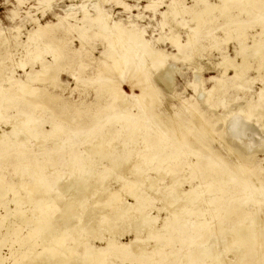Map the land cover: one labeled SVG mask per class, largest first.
Listing matches in <instances>:
<instances>
[{
    "label": "rangeland",
    "instance_id": "obj_1",
    "mask_svg": "<svg viewBox=\"0 0 264 264\" xmlns=\"http://www.w3.org/2000/svg\"><path fill=\"white\" fill-rule=\"evenodd\" d=\"M172 1L171 0H118V1L117 0H0V106H2V107H0L1 108L0 109V138H2L4 141L6 140L4 143V141H1L2 139H0V141H1L0 142V174L2 175L1 178L3 180L5 179V181H8L12 184H14L13 182H16L15 186L17 183H18L17 185H19V183H20L19 180H21L24 183H27V181L29 180V181H31V183L28 181L27 184L33 185V183L36 179L35 183H37L39 181L37 184H40V185L43 184L42 186H39V189H38L39 191L48 190L49 188L52 191V189H54V187H56V186L57 187L59 185H60L59 187L63 186V189L60 188L59 192H62V191L64 192V194H63V196H65V198H63V199H65L64 202H63V200H62V202L60 200L59 201L57 200L56 204H58L59 207L56 206V204H55V206L58 209L56 207H53V209H52L53 212L51 213V211H52L51 210L49 213L53 214L52 217L54 215H56V216L63 215V218H64V216H65L64 214L67 211L68 213H70V216L72 218H69V220L71 219L70 221L64 220L63 218H61V220L59 218L58 219L57 218L56 219L51 218L52 222L49 221V225L53 226L57 230L59 228L61 229L62 226L63 227L67 226L68 222H69L71 228L76 227L78 229V226H80L78 231L80 232V230H82L81 231L82 233L85 232V234H83V236H82V239L84 240L83 242H86V244L87 243H92V244L94 243L96 245L103 246L99 242V238H96L100 234L101 235H106V234L108 235V231L105 228L106 225H104L101 228L99 227V229H98V226L96 225V223L99 221V218L101 216L107 217L108 215H112V216L116 215V217H119L120 220L121 219H123L124 221L126 220L130 224V226L135 221L137 222V220H138V222H139V220H140L139 218H137V216L135 217L136 212L134 210H133V212L132 211L129 212L126 209H124V207H122V209H120L121 206H123L121 199H126L129 203L130 202L134 203V200H136L135 197H137L136 195H141L143 193L142 189H140L141 191L138 189L136 191L135 197H133V196L131 197L129 194L125 193L127 187H125V189L124 188L122 189L118 185L121 183V181H120L121 177L128 178V177H134L133 175H135V174H136V176L138 174H142L141 172H138V171L135 174H131L128 172V171H130L128 168H129L131 162L136 161V159L138 158V154H140V151L138 152L137 150H139V148L142 147V139H141L142 135L136 134L132 130H131V132H128V131H130L129 128L132 129V127L127 128L125 126V125H127L128 122L125 120L123 121V117L121 116L122 113L131 111L130 113L135 116L134 117L132 115V118L134 119V118H137L139 116V114H141L143 112L142 106L147 105V110L144 109V114H143V119H144L143 123L145 125H147L149 127L154 126V128L157 127L159 123L164 125V126L168 125V126H171V127H169L170 129L175 128V130L178 132L179 136L182 135V133H187L188 138L189 137L192 138L193 136L196 135V133L204 132L202 134H203V136L205 135V138L207 139V141L209 140L208 142L210 143V146H211L210 149H211L212 155L218 154V155L222 156L223 159H225V161L228 164L234 165L237 162L236 157L234 156L233 153L230 152L231 153L230 154L228 152V150L226 149L225 142L226 143L229 142L230 145L235 146V145H238V141L236 140L237 138L232 136L231 133L227 134L226 136L222 135V133L220 132V129L223 125L225 126V124L218 122V123H215V126H214V129L217 130V133L214 136H212L213 137V139H212L211 135L208 133V130L204 128V122L202 121L203 120L202 116L198 112L192 111V109H188L189 107H186L188 105L185 104V100H191L192 103L195 102L196 103V109L200 110L204 114V116L205 115H211L215 111L216 112H220V111L222 112L225 108H228L229 106H231L232 103H234V100L237 101V99H238L237 102H239V103H237V102L236 103L244 106L245 108H248L250 105H252L250 107L256 108V106H257V107H260L264 111V108H263V106H264V88H263V86H264V57H262V56L254 57V55L252 54L253 49H251L252 51L248 50L247 52H250L249 54L250 55L252 54L253 56L251 55V57H249L251 66L249 69H247V71H246L247 73L244 76V78H246L247 81H244V82L238 81L239 83L234 82L236 80L235 78L232 77L234 75V72H233L234 69H232V67L226 68L227 64L222 60V59H224L225 56H228V57L234 58L235 61H237V62L241 61V57L238 54L239 43H238L237 39L235 38L236 35H239V34L237 31H233L234 30V24L232 22H227V24L224 26V28L220 27L219 25H220V23H223V20L221 17V13L220 14L218 13V11H220V9H218V8H217L218 10H214L212 13L213 16L217 17V19L214 18L215 20H213L212 22L207 21V20H206V22L203 21L204 25H203V23H201L200 27L196 26L197 23L194 22V20H195L193 18V13H194L193 9L194 8L200 9L202 7L204 9L206 4H208V3H211V4L214 3V5H217V4L222 5L223 3H221V2H223V1L221 0V2H220V0H201L202 3H200L199 2L200 0H196V1L195 0H176V2H174L175 6L172 3ZM262 1H264V0H262ZM262 1L260 2V5H261ZM247 2L249 3L250 1L235 0V2H234L238 5H241V8H245V9L249 10L250 13L252 14V16L253 15L256 16L252 19V23H253L252 27L245 29V31L248 33L247 39L245 40V44H247V46H249L256 40L257 45L259 43V45L264 46V33L261 32L262 29L264 28L263 24L262 25L256 24L254 22V21L260 20L261 18H264V10H262L263 9L262 6H264V5L260 6V8L262 10L261 11L259 7H255L252 4L250 6L249 5L250 3L248 4ZM151 3H152V5H151ZM194 4H196L195 6H197V7H195ZM263 4H264V2H263ZM149 6L150 7L152 6V7L150 8ZM186 6H187V8H186ZM190 6L192 7V9ZM98 7H100V8H98ZM127 7L128 8L131 7L130 10ZM175 8H177V9H175ZM95 9L97 10V12ZM239 9L240 8L236 9V7H235L233 9H230V12L232 15H235L236 18H234V19L236 20V22H237V20H242V21H244V23H247L248 12H246L244 9H243V11H240ZM98 10H100V11H98ZM177 10H179V12ZM171 11H173V12H171ZM67 12L71 16V18ZM82 13L84 15H82ZM87 13L89 14V16ZM95 13H97V14H95ZM99 13H101V14H99ZM163 13H165L166 15H164ZM65 14L68 16H66ZM91 14H92V16H91ZM173 14H175L177 16H175ZM93 15H94V17H93ZM59 16H61L63 18V20H64V21L62 20L63 22L61 20H59L60 22L57 21L59 19L58 18ZM95 16L97 18H98V16H100L99 17L100 19H97ZM104 16H106V17H104ZM73 17L75 18V20ZM89 17H91V18H89ZM173 17H174V20H173ZM208 17L209 16H206V18H208ZM35 19H36V21H35ZM76 19H78L79 21ZM101 19H102V21H101ZM81 20L83 22H81ZM84 20H85V22H84ZM99 20H100V22H99ZM104 20H105V23L108 24L110 31H111V27H112L111 32L109 31V29L108 30L101 29V25L104 23ZM162 20H164V21L162 22ZM95 21H97V22H95ZM174 21L176 22V24H174L175 23ZM65 22L69 23V24L66 25ZM98 22H99V24H98ZM170 22H172V23H170ZM50 23H52V24L53 23H58V24L61 23V25L59 24L57 26V24H55V25L51 24L52 25L51 26V25H49ZM71 23H73V24L71 25ZM39 24L48 25L45 27L46 28L49 27V28L45 29L46 32H44L42 34L38 33V31H39L38 25ZM113 24H115V25L118 24V25H121L123 27L125 26L123 28L126 30L125 31L126 33H123L125 35V37L129 33L133 34L134 31H135V33L136 32L141 33L142 34L141 36L144 39V41L146 39V41H145L146 46L149 47L150 53L152 51L158 50V52H160L164 55L162 58L163 62L161 60L158 63L159 65L158 64H152L148 58L149 53H147L146 51L143 52L144 50L143 49L141 50V47L140 48H134L133 50L136 49V51L132 50V52L130 54H132L134 52L132 54L133 55L132 59L135 60L134 58H136V60H135L137 63L136 66L131 65L127 71H126V69H121V70L118 69L119 71H116V73L114 72L115 70L113 71L110 69L111 66H108V67H106V70L104 69L100 73H98V67L99 66H103L104 63L111 64L113 62L112 59L113 58L115 59V56H116V59H119L121 57L120 52H122L121 48L123 46H128L127 44L132 45L130 42L127 43L126 40L123 38H121L123 41L121 39L114 38L113 32L115 29L113 27L114 26ZM111 25H113V26H111ZM202 25H203V27H202ZM213 25H214L215 29L213 28V29L208 30ZM67 26L70 28H68ZM196 27L199 28V30H198L199 32L196 30L197 29ZM128 29H130V30H128ZM189 30H192V31L190 32ZM105 31H107V32H105ZM194 31H195V33H194ZM196 31H197V33H196ZM31 32L34 35L37 34L38 36L35 35L34 37H32L33 34H30ZM193 33H194V35H192V37L190 36L191 37L190 38L189 35H191ZM226 33L229 34V37ZM30 35L33 39H31ZM162 35H164V36H162ZM15 37H17V39ZM27 37L29 38V40ZM35 37L38 40H36ZM174 37H175V39H174ZM188 37L190 38V40L188 39ZM14 38H15V41H14ZM113 38H114V40H111ZM171 38H173V39L171 40ZM177 38H178V40L176 41ZM194 38H196V39H194ZM173 40H174V42H172ZM192 40L193 41L195 40V43L197 41V43L194 44V42ZM118 41H120V42H118ZM186 41H187V44L182 45L183 43H186ZM17 42L19 44H17ZM114 42H116L117 44H115ZM176 42H178V43L176 44ZM23 43H25V44L23 45ZM110 43L112 45L115 44L114 46L116 48L113 47L112 45L110 46ZM122 43H123V45H122ZM217 43H218V45H217ZM175 44H176V46H174ZM193 44H194V46H193ZM17 45H19V46L17 47ZM119 45H120V47H119ZM186 45H188L190 47H188V46L185 47ZM191 46H193L194 48ZM216 46H218V47H216ZM252 46H253V44H252ZM110 47H112V48H110ZM119 48H120V50H119ZM30 49H31V51H30ZM138 49H140V52ZM183 49L185 50L186 54L188 56H190V59H188V60L184 59L185 52ZM178 50H180V51H178ZM32 51H33V53H32ZM115 51H116V53H115ZM177 51L180 52V54ZM190 52H191V54H190ZM27 53L29 55H27ZM139 53H140V55H139ZM173 53H175V54H173ZM200 53H201V55H199ZM172 55H176V57L174 56L175 60H174ZM178 55H180V56H178ZM36 56H38V58ZM54 56H55V58H54ZM34 57H36V58L34 59ZM137 57L139 60L137 59ZM143 57H144V59H143ZM103 59H104V61H103ZM182 60H185V61H182ZM18 61H20V63ZM22 61H23V63H22ZM102 62H104V63H102ZM16 63H19V64H16ZM219 64H221V65L219 66ZM258 64H260L262 67ZM43 65L45 66V68L48 71V75L46 74L48 80L47 79L44 80L43 81L44 83L42 82V80L37 81V82H36V80H34V82L26 80V79H29V78H27L28 77L27 72H30L31 75L32 74L34 75L35 74L34 71H38V69L42 70ZM152 65H155V66L153 67ZM168 65H174L176 68L175 69L176 72L174 71V73H173V81H172L173 84L169 87L166 86V84L162 80H160V75H162L163 70H164L163 68L168 66ZM23 66L25 68H22ZM47 66H49V67H47ZM53 68H54V70H53ZM108 68L113 72V75H112L111 71L108 70ZM222 68H224V69H222ZM225 68L227 71L225 70ZM257 68H258V70H257ZM137 69L140 70V73H138ZM27 70H30V71H27ZM223 70H225L226 72ZM120 71H122V72H120ZM197 71H199V72L197 73ZM116 74H117V76H116ZM221 75H223V76H221ZM8 76L9 77L11 76L12 78H14V80L12 79V81H11V80L7 79ZM220 76L222 78H220ZM196 77H198V79L199 78L201 79V85H198V87H196L197 91L195 90V87H194V84H195V86H197L196 85L197 83L195 82ZM17 79L24 81V82L27 81V84H29L31 86H33V85L38 86L39 89H41V90H38L36 92L31 91L32 93L30 91L18 92L16 90H14L18 85L17 81H16ZM232 79H233V81H232ZM5 80L8 82H6ZM218 81L220 83L219 85H218ZM220 81L225 83V85L222 84V82H220ZM215 83H217V84H215ZM241 83H243V84H241ZM245 83L247 85L244 86ZM105 84L109 87H106ZM12 85L14 87H12ZM15 85H16V87H15ZM103 85H104V87H103ZM233 85H235V86H233ZM142 86H143V88H142ZM110 87L116 88L117 91H119V93H121V97L123 96V101H122L121 97H118L119 93L117 94V96H116L117 98H116L114 94L112 95L109 92V90L106 89V88H110ZM202 87H203V90H202ZM212 87H214V88L216 87V88L213 89L212 92H209L210 94L209 93H206V94L203 93V91H205V90L207 91L209 88L211 90ZM112 88H110V89H112ZM199 88L202 90V92H201V90H199ZM217 88H219V89H217ZM223 89H225V90H223ZM48 91L51 94H56V95H58V97H60L59 98V101L61 99V101L59 102L60 104L56 103L54 105L53 104L51 105V103L49 104L44 99L45 97L43 95L49 94ZM107 91L110 93V95L107 93ZM215 91H217V93ZM97 93H99V95ZM211 94L213 95V97L209 98V97H211ZM217 94L218 95L220 94V95L218 96ZM95 95H97L96 100H95V97H96ZM138 95H139L140 99L138 98ZM99 96H101V97H99ZM113 96H114V99H113ZM193 96H195V97H193ZM215 97H216V99H215ZM236 97H237V99H236ZM35 98L39 99V100H34ZM145 98L150 99L149 102H145L146 101ZM115 99H116V101H114ZM211 99L213 100V104L215 102L214 105H211L212 104ZM120 100H121V103H118ZM204 100L207 103H209L210 100H211V102L209 104H207L206 102H203ZM216 100H219V101H216ZM220 100H221V102H220ZM38 101H39V103H38ZM73 101H74V103H71ZM77 102L79 103V105L77 104ZM105 102H111V104L114 102V104L116 106L114 108L110 109V106L109 107L105 106V104H106ZM227 102H229L230 104ZM245 102L247 103V105H245L246 104ZM64 103H66V104H64ZM142 103H143V105H142ZM248 103H249V105H248ZM48 104H49V106H48ZM71 104H73V105H71ZM225 104H226V106H225ZM253 104H254V106H253ZM259 104H260V106H259ZM182 105L184 106V109H182L183 108ZM208 105H210V106H208ZM77 106H78V108H77ZM181 106H182V108H181ZM221 106H223V107L221 108ZM43 108H45V109H43ZM90 110H92V111L90 112ZM137 111H139L140 113H138ZM118 112H119V114H118ZM55 113H56V115H55ZM115 116H117V117H115ZM239 116L234 115L233 117H231L230 118L231 121L229 120L226 125H230L232 122V119H234V117H237V118H235L236 120H240L243 118V116H240V117ZM114 118H116V119L112 120ZM4 119L6 120V123H5ZM26 119H30L32 122L31 121L27 122ZM243 119L240 121H243ZM249 119L250 120L247 122L245 119L243 121V122H245L244 124L247 125L248 128H250V131L248 130L246 136L243 137L244 140L250 139V136L254 137L256 134H259L257 126L259 124H264V116L257 118L255 115H252ZM260 119H261V121H260ZM49 121H50V123H49ZM21 122L22 123L24 122V123L21 124ZM34 123L36 125H34ZM12 124L15 125L14 130H12V126H13ZM29 124H30V126H29ZM128 124H130V123H128ZM51 126L55 127V129L58 131L56 132V130H53L54 128ZM122 126L126 127V129L124 128L125 129L124 130L122 128ZM254 126H256V127H254ZM15 128H16V130H15ZM62 128H64V130ZM120 129H121V131H120ZM127 129H128V131H127L128 134L126 133ZM1 130L3 133L1 132ZM43 130H46V131H43ZM7 131L8 132L10 131L11 135H10V133L8 134ZM17 131H19V132H17ZM42 131L45 133H43ZM49 131L52 133H50ZM206 131H207V133H206ZM14 132H16L17 134H15ZM20 132H21V135H20ZM22 132L24 134H22ZM58 132H59V134H58ZM61 132H62V135H61ZM73 132H76V133H73ZM38 133H39V135H38ZM71 133H73V136L69 135ZM122 133H124V134H122ZM132 133H134V134L132 135ZM219 133H220V135L218 137ZM4 134L6 135L7 138L5 137ZM32 134L35 136L37 135L36 136L37 139L34 136H32ZM49 134H51V135H49ZM54 134H55V136H54ZM63 134H64V136H63ZM22 135L27 136V137L24 138V136H22ZM28 135H31V137ZM76 135H78V136L80 135L79 136L80 140L78 139V136L76 137ZM153 135L158 137L156 134H153ZM168 135H172V132L169 131ZM230 135L232 137H230ZM48 136H50L49 137L50 139L47 138ZM129 136H131V137L133 136V137L131 138ZM135 136H137V138H135ZM54 137H57L58 139L55 138V140H54L53 139ZM118 137H120V139ZM138 137H141V138H138ZM173 137L178 138V136L176 134H173ZM22 138H24L25 141L24 140L22 141L21 140ZM125 138H126V140H125ZM66 139H68V140H66ZM133 139H135V140H133ZM171 139L172 138H170V140ZM216 139H218L217 142H215ZM49 140H51V142L52 141H54V142L50 143ZM75 140H77V142ZM103 140H104V143H102ZM20 141L23 143L24 146L23 145L18 146L19 143L21 145ZM27 141H28V143H27ZM58 141H60V142H58ZM250 141L252 144H255L258 142L257 138H253ZM42 142H43V144H42ZM66 142H68V143H66ZM95 142H96V144H95ZM170 142L172 143V141H170ZM184 142L185 141H180L179 144L175 143V142L172 144L170 143L172 145L171 146L172 148L175 147L177 149V147H180V146L182 149L185 148L184 149V150H186L185 156L180 157V159L184 158L183 163H185V164L183 167H178L177 162L176 163L173 162V164L166 162L164 164V167H165L164 171H162L163 173L160 172L164 175L163 180L158 179L159 175L155 171V170H158L157 169L158 167L156 166L157 164L154 161V159L152 161H150L152 164L150 162L142 164V167H147V166H149L148 164H150V166L153 165L155 167L154 169L148 170V173L150 174V177H151L149 179L155 180L157 178V181L160 180L158 182L156 181L155 187L157 189H158V186L161 187V185H162V187H163L164 183H167V181L169 183L170 179H171L170 177H173L176 179H181V178H186V177L188 178V177L196 176V177H194V180H193L195 183L194 182L191 183L192 185L193 184L195 185L197 183V180L202 179L205 176V174H207V172H205V170H200L199 168H195V167H191V166L186 165V162H189V161L197 162L196 161L197 159H196L194 154L190 153V149L188 147H185L186 142L185 143ZM35 143H38V144H35ZM8 144H10V145H8ZM13 144H14V146H13ZM54 145H56V146H54ZM58 145H59V147H61L60 149L57 148ZM93 145L96 148L92 147ZM99 145H101V146H99ZM113 145L115 147H118L121 150H119L118 148L116 149ZM50 146H52V147H50ZM8 147H9V149H8ZM29 147H31V148H29ZM53 147H54V149H53ZM111 147H113V148H111ZM92 148H95L94 149V150H96L95 153H92V152H94V150ZM98 148L101 151L99 150V152H97ZM71 150L74 154L71 152ZM23 151H24V153H23ZM114 151H115V153H114ZM116 152L117 153L122 152V153H120V155L118 157V159H120V157H121V159L119 160V162L117 161L116 164L115 163L113 164L111 162L112 160L110 161L108 154H110V156H113L111 154L114 153V155H115V154H117ZM135 152H138V153H135ZM70 153H71V155H70ZM99 154H100V157L103 159H99V157H98ZM95 155H98L97 156L98 159ZM105 155H107L108 159L105 158ZM121 155L122 156L126 155V158L124 156L122 157ZM127 156H129V157H127ZM88 157H89V161H86L88 159ZM128 158L131 161L130 163L127 162ZM259 158H261V159H259ZM98 161H100V162H98ZM109 161L115 167V171H114L113 166H112L113 169L111 168V163ZM124 161H125V163H124ZM180 161H183V160H180ZM69 162H70V164H69ZM79 162L80 163L83 162L82 163L83 165L79 164ZM88 162L90 164V167H89ZM96 163H98L99 165L101 164V166H99ZM117 163L118 164L120 163V164L118 165ZM123 163L126 166L127 165L128 166L126 167ZM247 163L249 164V166L253 167V169H250V173L248 176H247L248 173H245L242 170H238L237 166H235V168L223 166L222 169H223L225 176H227L229 179L238 180L240 185L237 184V186H239V187L243 186L244 183L246 182L245 181L246 178H244V175L247 178L249 177V180L251 181L250 183H251L252 188L254 190L252 197L253 196L259 197L261 194H263V196H264V183H263V181H264V168H263L264 167V152H257L254 155H249L247 158ZM198 164H200V163H198ZM43 165L46 167H42ZM78 165H80L79 168H78ZM108 165H110V166H108ZM172 165H174V166H172ZM56 166H57V168H56ZM61 166H62V169L64 170V172H66V173L63 172V170L61 169ZM102 166H104V167H102ZM84 167H86V168H84ZM91 167H94L95 169L96 168L97 169L96 170L93 169L95 171H93L91 173V171H92V170L90 171V169H92ZM118 167L119 168L121 167L120 170ZM55 168L58 170H56ZM87 168L89 170L86 172ZM101 168H103V169H101ZM106 168L108 171L106 170ZM109 168H110V170H109ZM59 170L61 172H59ZM40 171H42V172L40 173ZM72 171H73V173H72ZM75 171H77V173H75ZM97 171H99V172H97ZM113 172L114 173L116 172V174L114 175ZM79 173H81V175ZM118 173H120V174L118 175ZM59 174H61V175H59ZM69 174H71V176L72 175L73 176L71 177ZM83 174H84V176H83ZM87 174H88V176H87ZM90 174H91V176H90ZM92 175H93V179H92ZM106 175H108V176L106 177ZM116 175H118V176H116ZM53 176H55V179ZM79 176H81V178H79ZM85 176H87V177H85ZM104 176H105L106 180L103 179ZM88 177L91 178V181H90V178L88 179ZM116 177L117 178L119 177V178L117 179ZM138 177H140V176L138 175ZM113 178H114V180H112ZM58 179L60 181L59 183L57 182ZM86 179L88 181H86ZM101 179H103V180H101ZM110 179H111V181H110ZM95 180L96 181L98 180V181L96 182ZM11 181H13V182H11ZM80 181H82V182H80ZM84 181L87 182L86 184L88 186L84 187L82 190H83V192L88 191L89 193L88 192L79 193L78 191H77V193H74L75 190H73V188H71L72 191L70 190L71 195L69 193L65 192V190H68V186L71 185V182H72V184L75 182L76 183L79 182L78 184H80V186H82L83 185L82 183ZM161 181H163V182H161ZM104 182H106V183H104ZM107 182H108V184H107ZM153 182H155V181H153ZM44 183H48V184H46V186H45ZM146 183H147V181H146ZM157 183H158V185H157ZM62 184H64L65 186ZM48 185H50V186H48ZM232 185L233 184H231V186ZM44 186H45V188H43ZM231 186L229 187L230 189H231ZM57 187L55 188V190L52 191L53 192L52 195L55 194L56 196L57 195L59 196V192L57 191L58 190ZM118 187L120 189H118ZM189 187L190 186L187 182H183V183L181 182V183L175 184V188L178 190H185V189H188ZM16 188H17V186L14 187L15 191H19V188H20L19 192L23 193V194H26V192L29 189V188L23 189L20 186H18V190ZM87 188H90V189H87ZM115 189H118V193L116 194V196H114L115 194L110 196L109 192H112L111 190L115 191ZM94 190L96 193L94 192ZM162 190L163 189H161L160 191L163 194H166V190H163V191ZM97 191H98V193H97ZM155 191H157V190H155ZM92 193H94V194L92 195ZM101 193H103V194H101ZM96 194H97V197L95 196ZM163 194H162V196H163ZM232 194H233V196L237 195L238 198H240V196H241V194L234 192V190H232ZM82 195H84V196H82ZM99 195L102 197H100ZM69 196L72 198H70ZM147 196H148V200L150 199L152 201V203H151V201H149V202L146 201L148 203L146 205H147V207L149 206L148 207L149 209H151V211H150L151 214L158 215V217H159L158 218V224H159V223H161L162 218H164L168 214V211L166 212V210H160L158 212V208L160 207V205H162V203L159 202L160 200L158 201V197L155 198L156 195L153 192H151V191L148 192ZM263 196L260 198H263ZM73 197L75 199H73ZM111 197H114V199H112ZM225 197L228 198L227 196H225ZM77 198H79V199L77 200ZM66 199H67V201H66ZM72 200H74L75 203H73ZM201 201H203V200H201ZM98 202H99V204H98ZM103 202H104V204H103ZM229 202L231 203V200L223 202L222 204H220L222 206V210H220V211H215L214 209L212 210L213 207H216L215 204H212L210 206L200 205L205 210H202V211H204L203 212L204 216L199 217V219H200V222L202 220L201 223H204L203 227H205V224H206V229H207V232H209V234L206 233V229L200 230V225H198L197 223H196L194 228L198 229V230L195 234H193L194 232L191 231L192 230V224L191 223L184 225L181 222H177V220L175 219L171 223H167L166 227L161 231V232H163L162 236H158V235L148 236L145 234V240L150 245L149 247H154L155 244H158L159 247L153 248V249L148 247L146 252L142 251L141 253H133V252H131V250H129L127 255L124 256L125 258L120 256V255H119L120 257L119 256L118 257L117 256H114V257L110 256L112 258L111 260L114 262H117V263L123 262L125 264H130V262L134 263V264H174V263H178V260L180 259L179 264H184L185 262H183V261L192 262L194 264H201L204 261L208 262L209 259L208 258L206 259V257L201 256V253L200 254L196 253L197 254L196 255L194 252L202 250V248H204L202 246H204L209 240L212 239V237H214V239H216V241L214 243V247H215L217 252H220V255L222 254L221 256H224L226 261H227V259H234L233 258L234 254L236 256V254H238L239 251L241 254L242 249L245 247V249H248V250L246 251L244 249L245 253L242 252V255H244V257L236 258L235 262L237 261L238 263H235V264H240V262L243 263L246 259H247L246 261L249 260V264H251L253 261H255L254 258H258L259 255L262 259L261 260L262 264H264L263 263L264 262V259H263L264 254H262V251L264 252V247H263L264 246L263 245L264 244V237H263L264 236V229H262L263 234L262 233L258 234L257 232H255L257 227L252 226V227H254L253 231L255 233H253L252 227L251 228L248 227V231L251 234L248 237L249 238L252 237V238L249 239L247 237L248 239H246V237H245V240H247V242L246 241L244 242V239L236 241L237 243L232 242V239H230L233 237L232 233H231V236H227V237L225 236V235H230V232L227 231L228 229H230V227L235 228L234 226H236V225L239 226L240 223L250 224L251 218L254 217L253 213H251L252 216L250 215V213L244 215L242 210L236 211V209H235L233 211V209H232L230 211L229 208L224 210V207L230 206ZM62 203L65 205H63ZM82 203H85V204H82ZM100 203H102V204H100ZM120 203H121V206H120ZM197 204H199V203H197ZM62 205L64 208H66V211H64V212L62 210L63 207L60 208V206H62ZM84 205L85 206L87 205L89 207H87V206L84 207ZM10 206L13 207L14 204L10 203L9 207ZM193 207L191 208V210L193 209ZM244 207L249 208L252 206H250V202L248 201L247 204L245 203ZM67 209H69L70 211ZM98 210L100 212H98ZM191 210H189V211H191ZM92 211L95 213H93ZM111 211L112 212L116 211V212H114L112 214ZM118 211H119V213H118ZM224 211L225 212L227 211V213H229V212H233V213H229L230 214L229 218L224 220V215H225ZM1 212H4L3 208H0V213ZM54 212H56V213H54ZM131 212L135 213V214H131ZM199 212H200V210L195 211V213L197 215H200ZM129 213L131 215V216L129 215L131 218L128 216ZM179 214L183 215V217L179 216ZM222 214H223V222L221 219ZM82 215H83V217H82ZM193 215H195V214H193ZM193 215L191 216L192 219L194 218ZM232 215H233V217H232ZM177 216H178L177 218L186 219L188 216V213H186L184 211H180V213H178ZM78 217H79V219H78ZM133 218H134V220H133ZM196 218H197V216H196ZM206 219H207V221H206ZM247 219H249V221ZM94 220H96V221H94ZM84 221H85V223H84ZM129 221H131V222H129ZM125 222H124V224L122 223V225L120 226L121 229L118 227L119 231L117 228H115V234H116L115 236L117 238H119L121 241H127L132 236L131 231L130 232L127 231L128 229L130 230L131 228L129 227V224L127 222L125 224ZM246 222H248V223H246ZM92 223H93V225H92ZM89 224H91L90 225L91 227L89 226ZM134 224H137V223H134ZM138 224H140V222ZM23 225H27V224H23ZM58 225H59V227L57 228L56 226H58ZM214 225H216V227L212 230L213 232H210V227L214 226ZM226 225L227 226L230 225V226L227 227ZM85 226H88L89 228H91L90 230H92V231L89 232L90 230H88V228H86ZM123 226L125 227L126 230L124 229ZM225 226H226V228H225ZM241 226L237 227L236 229L247 230V228L245 226L244 227L243 226L241 227ZM27 227L28 226H24V229L26 230ZM127 227H129V228L127 229ZM223 227L226 229V230L224 229L225 231L223 230ZM82 228H85V230ZM103 228L105 230L103 231L104 233L102 234L101 231L103 230ZM95 229H96V231H95ZM107 229H108V227H107ZM116 229L118 232L116 231ZM173 229H175V230H173ZM176 230H181V233L183 235L172 236L171 233H173V232L175 233ZM86 231H87V233H86ZM95 232H96V234H95L96 239L93 236L89 237V234H92ZM224 232L225 233L227 232L229 234L224 235L223 234ZM119 233L121 236L119 235ZM128 233H130V234H128ZM200 233H202V235H203L202 238L196 237L197 234H200ZM253 234L255 236L259 235L260 236V237L258 236L259 239H256V237ZM86 235H87V238H86ZM92 235H94V234H92ZM75 236L76 235H73V237H75ZM215 237H218V238H215ZM86 239H87V241H86ZM253 239L255 241L256 240H258V241L254 242ZM260 239L262 240V242ZM7 241H8L7 243H10V238H8ZM219 241H221L223 243L220 244L221 242H219ZM241 241H243L244 243L243 242L241 243ZM248 241H249V243H248ZM252 241H253V243H250ZM258 242L261 243L262 245L259 244ZM217 243L219 245H217ZM238 243H241V247H240V244H238ZM245 243L248 245H246ZM255 243L257 244V246ZM162 245H163V247H162ZM221 245H223V247H221ZM224 245H225V247H224ZM249 245H251L252 247H249ZM253 245H255V246H253ZM82 246L83 245H81V247L79 248L80 250H83ZM259 246H261V247H259ZM218 247H221L222 250H220V248L218 250L217 249ZM253 247H255V249H257L258 251L255 250ZM258 247L263 248V250L258 249ZM233 248H235V249H233ZM251 248H252V250H251ZM3 250L7 251V249L5 247ZM224 250H225V255H223ZM227 250H228V253H227ZM233 250L235 253L231 252ZM255 253H257L258 256H256ZM260 253L262 254V256ZM245 254L246 255L248 254V255L246 256ZM254 256H256V257H254ZM250 258H252L253 260ZM242 259H244V260H242ZM92 263H93V261H92ZM103 263L108 264L107 260L104 261ZM244 263L246 264V262H244ZM98 264H102V263H98ZM232 264H234V263H232ZM252 264H254V263H252Z\"/></svg>",
    "mask_w": 264,
    "mask_h": 264
},
{
    "label": "bare ground",
    "instance_id": "obj_2",
    "mask_svg": "<svg viewBox=\"0 0 264 264\" xmlns=\"http://www.w3.org/2000/svg\"><path fill=\"white\" fill-rule=\"evenodd\" d=\"M118 1V0H117ZM172 1V0H171ZM196 1V0H195ZM223 2H221V0H220V2L221 3H223L222 5L220 4H217V5H214V3L213 4H211V3H208V4H206V6H205V8L203 9L202 7L200 8V9H195L194 7V9H193V18L196 20H194V22L195 23H197V25L196 26H201V23H203V21L204 22H206V20L207 21H213V20H215L214 18H216L217 19V17L216 16H213V11L214 10H218V9H220V11H218V13L220 14L221 13V17H222V20H223V23H220V27H223L224 28V26L227 24V22H232L233 24H234V30L233 31H237L238 32V34L239 35H236V39H237V41H238V43H239V52H238V54L240 55V57H241V61L239 62H237V61H235V59L234 58H231V57H228V56H225L224 57V59H222L226 64H227V67L226 68H228V67H232V69H234L233 70V72H234V75L232 76L233 78H235L234 80V82H238V81H240V82H244V81H247V79L246 78H244V76H245V74L247 73L246 71H247V69H249L250 68V66H251V63H250V60H249V57H251V55L253 54L254 55V57H259V56H262V57H264V46L262 45H259V43H258V45L256 44V40L252 43L253 44V46H252V44L251 45H249V46H247V44H245V40L247 39V35H248V33L245 31V29L246 28H250V27H252V25H253V23H252V19L254 18V17H256L255 15H253L252 16V14L250 13V11L249 10H247V9H245V8H241V5H238V4H236V3H234L235 2V0H222ZM247 1H250L248 4L251 6V4L253 5V6H255V7H259L260 8V6H262V5H264L263 4V2L264 1H262V0H247ZM262 1V3H261V5H260V2ZM170 2V1H169ZM168 2V3H169ZM174 2H176V0H173L172 1V3L174 4ZM200 3H202L201 2V0L199 1ZM119 3V2H118ZM150 3V2H149ZM171 3V4H172ZM199 3V4H200ZM151 5H152V3H151ZM154 5V4H153ZM196 4H194V6H195ZM219 5V6H218ZM47 6V5H46ZM174 6H175V4H174ZM234 6V7H233ZM49 7V6H48ZM125 7V6H124ZM148 7V6H147ZM146 7V8H147ZM150 7V6H149ZM152 7V6H151ZM150 7V8H151ZM191 7V6H190ZM195 7H197V6H195ZM235 8L236 7V9L237 8H240L239 10L240 11H243V9L246 11V12H248V15H247V23H244V21H242V20H237V22H236V20L234 19V18H236L235 17V15H232L231 14V12H230V9H233V8ZM263 7V9L262 10H264V6H262ZM96 8V7H95ZM98 8H100V7H98ZM128 8V7H127ZM131 8V7H130ZM130 8H128L129 10H130ZM155 8V7H154ZM186 8H187V6H186ZM216 8V9H215ZM218 8V9H217ZM251 8V7H250ZM85 9V8H84ZM83 9V10H84ZM175 9H177V8H175ZM191 9H192V7H191ZM67 10V9H66ZM69 10V9H68ZM72 10V9H71ZM96 10V9H95ZM252 10V9H251ZM254 10V9H253ZM257 10V9H256ZM260 10H261V8H260ZM261 10V11H262ZM98 11H100V10H98ZM170 11V10H169ZM174 11V10H173ZM173 11H171V12H173ZM178 12H179V10H177ZM258 11V10H257ZM65 12V11H64ZM70 12V11H69ZM85 12V11H84ZM96 12H97V10H96ZM104 12V11H103ZM177 12V13H178ZM68 13V12H67ZM73 13V12H72ZM102 13V12H101ZM101 13H99V14H101ZM170 13V12H169ZM168 13V14H169ZM88 14V13H87ZM95 14H97V13H95ZM94 14V15H95ZM98 14V15H99ZM164 15H166L165 13H163ZM167 14V15H168ZM66 15V14H65ZM68 15H69V13H68ZM68 15H66V16H68ZM82 15H84L83 13H82ZM94 15H93V17H94ZM172 15V14H171ZM173 15H175V14H173ZM212 15V16H211ZM70 16V15H69ZM88 16H89V14H88ZM91 16H92V14H91ZM170 16V15H169ZM175 16H177V15H175ZM174 16V17H175ZM206 16H209L208 18H206ZM61 16H59L58 18V20L57 21H59V20H63V18L61 17ZM83 17V16H82ZM87 17V16H86ZM92 17V18H93ZM96 17V16H95ZM100 16H98V18L97 19H100L99 18ZM104 17H106V16H104ZM103 17V18H104ZM108 17V16H107ZM174 17H173V20H174ZM70 18H71V16H70ZM74 18V17H73ZM72 18V19H73ZM81 18V17H80ZM79 18V19H80ZM84 18V17H83ZM89 18H91V17H89ZM168 18V17H167ZM65 19V18H64ZM94 19V18H93ZM106 19V18H105ZM66 20V19H65ZM74 20H75V18H74ZM76 20H78V19H76ZM193 20V19H192ZM35 21H36V19H35ZM64 21V20H63ZM62 21V22H63ZM79 21V20H78ZM92 21V20H91ZM101 21H102V19H101ZM108 21V20H107ZM106 21V22H107ZM164 20H162V22H163ZM60 22V21H59ZM68 22V21H67ZM81 22H83L82 20H81ZM84 22H85V20H84ZM95 22H97V21H95ZM99 22H100V20H99ZM99 22H98V24H99ZM161 22V23H162ZM175 22V21H174ZM210 22V23H211ZM256 24H263V27H264V18H261L260 20H257V21H254ZM66 23V22H65ZM64 23V24H65ZM92 23V22H91ZM170 23H172V22H170ZM169 23V24H170ZM194 23V24H195ZM52 23H50L49 25H51ZM55 24H57V26L60 24L61 25V23H53L52 25H55ZM67 24H69V23H66V25ZM73 23H71V25H72ZM101 24V23H100ZM119 24V23H118ZM118 24H113V25H111V26H113L114 27V32H113V36H114V38H118V39H121V38H123V39H125L126 40V42L128 43V42H130L132 45H130V44H127L128 46H123L122 48H121V51L122 52H120V54H121V57L119 58V59H116V56H115V59L113 58L112 59V63L111 64H107V63H104V62H102V63H104L103 64V66H99L98 67V73H100L102 70H106V67H108V66H111V70H115L114 72L116 73V71H119V70H121V69H126V71L129 69V67L131 66V65H134V66H136L137 65V63H136V58H134L135 60H133L132 58H133V53L132 54H130L131 52H132V50L134 49V48H140L141 47V50L143 49L144 51L143 52H147V53H149V55H148V58H149V60L151 61V63L152 64H158L161 60H162V62H163V54L162 53H160V52H158V50L157 51H152L151 53H150V49H149V47H147L146 46V39H145V41H144V39L142 38V34L141 33H135V31L133 32V34H131V33H129V34H127L126 35V37H125V35L123 34V33H126L125 31V29H123L124 27L123 26H121V25H118ZM174 24H176V22L174 23ZM51 25V26H52ZM203 25H204V23H203ZM203 25H202V27H203ZM36 26V25H35ZM39 26V31H38V33H44V32H46V30L45 29H47V28H49V27H45V26H48V25H43V24H39L38 25ZM64 26V25H63ZM78 26V25H77ZM100 26V25H99ZM135 26V25H134ZM169 26V25H168ZM194 26V25H193ZM210 26V25H209ZM216 26V25H215ZM62 27V26H61ZM68 27V26H67ZM79 27V26H78ZM127 27V26H126ZM131 27V26H130ZM191 27V26H190ZM56 28V27H55ZM68 28H70V27H68ZM73 28V27H72ZM77 28V27H76ZM82 28V27H81ZM100 28V27H99ZM195 28V27H194ZM197 28V27H196ZM214 28V25L212 26V27H210L208 30H210V29H213ZM11 29V28H10ZM19 29V28H18ZM37 29V28H36ZM101 29H103V30H108L109 29V31H110V28H109V26H108V24H106L105 23V20H104V23L101 25ZM131 29V28H130ZM130 29H128V30H130ZM215 29V28H214ZM50 30V29H49ZM68 30V29H67ZM98 30V29H97ZM102 30V31H103ZM197 31L199 30V28H197L196 29ZM55 31V30H54ZM111 31H112V27H111ZM110 31V32H111ZM133 31V30H132ZM171 31V30H170ZM190 32L192 31V30H189ZM197 31H196V33H197ZM16 32V31H15ZM33 32V31H32ZM30 33V34H33V33ZM94 32V31H93ZM97 32V31H96ZM105 32H107V31H105ZM189 32V33H190ZM199 32V31H198ZM262 33H264V28L262 29V31H261ZM35 33V32H34ZM101 33V32H100ZM103 33V32H102ZM172 33V32H171ZM175 33V32H174ZM188 33V32H187ZM194 33H195V31H194ZM194 33L193 34H191V35H189V37L191 36L192 37V35H194ZM49 34V33H48ZM227 34V33H226ZM35 35H37V34H35ZM34 34H33V36L32 37H34L35 36ZM96 35V34H95ZM144 35V34H143ZM174 35V34H173ZM179 35V34H178ZM196 35V34H195ZM228 35V37H229V34H227ZM14 36V35H13ZM38 36V35H37ZM43 36V35H42ZM162 36H164V35H162ZM261 36V35H260ZM26 37V36H25ZM30 37H31V35H30ZM31 37V39H33ZM82 37V36H81ZM173 37V36H172ZM188 37V39L190 40V38ZM16 39H17V37H15ZM15 38H14V41H15ZM28 38V37H27ZM36 38V37H35ZM114 38L113 39H111V40H114ZM162 38V37H161ZM179 38V37H178ZM178 38L176 39V41L178 40ZM231 38V37H230ZM173 38H171V40H172ZM174 39H175V37H174ZM194 39H196V38H194ZM28 40H29V38H28ZM27 40V41H28ZM36 40H38L37 38H36ZM122 40V39H121ZM159 40V39H158ZM259 40V39H258ZM123 41V40H122ZM121 41V42H122ZM157 41V40H156ZM193 41V40H192ZM191 41V42H192ZM219 41V40H218ZM253 41V40H252ZM261 41V40H260ZM259 41V42H260ZM7 42V41H6ZM112 42V41H111ZM117 42V41H116ZM116 42H114L115 44H117ZM118 42H120V41H118ZM125 42V41H124ZM148 42V41H147ZM172 42H174V40L172 41ZM190 42V41H189ZM194 42V44H196L197 43V41H196V43H195V40L193 41ZM21 43V42H20ZM26 43V42H25ZM25 43H23V45L25 44ZM31 43V42H30ZM178 42H176V44H177ZM17 44H19L18 42H17ZM37 44V43H36ZM46 44V43H45ZM115 44H111L110 43V46L112 45L113 47H115L114 45ZM120 44V43H119ZM148 44V43H147ZM176 44L174 45V46H176ZM184 44H187V41H186V43H183L182 45H184ZM192 44V43H191ZM194 44H193V46H194ZM202 44V43H201ZM16 45V44H15ZM28 45V44H27ZM121 45V44H120ZM120 45H119V47H120ZM122 45H123V43H122ZM151 45V44H150ZM190 45V44H189ZM204 45V44H203ZM217 45H218V43H217ZM19 45H17V47H18ZM49 46V45H48ZM153 46V45H152ZM188 45H186L185 47H187ZM193 46H191V47H193ZM205 46V45H204ZM4 47V46H3ZM23 47V46H22ZM21 47V48H22ZM29 47V46H28ZM27 47V48H28ZM118 47V46H117ZM188 47H190V46H188ZM216 47H218V46H216ZM20 48V47H19ZM24 48V47H23ZM26 48V47H25ZM30 48V47H29ZM28 48V49H29ZM110 48H112V47H110ZM116 48V47H115ZM184 48V47H183ZM194 48V47H193ZM204 48V47H203ZM17 49V48H16ZM32 49V48H31ZM31 49H30V51H31ZM182 49V48H181ZM217 49V48H216ZM238 49V48H237ZM251 49H253V51L251 50ZM119 50H120V48H119ZM139 50V52H140V49H138ZM152 50V49H151ZM184 50V49H183ZM188 50V49H187ZM186 50V51H187ZM252 51V54L250 55L249 53L250 52H247V51ZM133 51H136V49L135 50H133ZM178 51H180V50H178ZM177 51V52H178ZM27 52V51H26ZM35 52V51H34ZM176 52V53H177ZM184 52H185V50H184ZM32 53H33V51H32ZM115 53H116V51H115ZM118 53V52H117ZM179 54H180V52H178ZM31 54V53H30ZM112 54V53H111ZM143 54V53H142ZM173 54H175V53H173ZM190 54H191V52H190ZM25 55V54H24ZM27 55H29L28 53H27ZM32 55V54H31ZM116 55V54H115ZM119 55V54H118ZM138 55V54H137ZM139 55H140V53H139ZM199 55H201V53L199 54ZM250 55V56H249ZM252 55V56H253ZM113 56V55H112ZM173 56V58H174V56L176 57V55H172ZM178 56H180V55H178ZM182 56V55H181ZM37 58H38V56H36ZM36 57H34V59L36 58ZM169 57V56H168ZM261 57V58H262ZM54 58H55V56H54ZM147 58V57H146ZM166 58V57H165ZM260 58V59H261ZM137 59H138V57H137ZM143 59H144V57H143ZM184 59H190V56H188L187 54H186V52H185V56H184ZM21 60V59H20ZM139 60V59H138ZM165 60V59H164ZM174 60H175V58H174ZM103 61H104V59H103ZM110 61V60H109ZM182 61H185V60H182ZM19 63H20V61H18ZM139 62V61H138ZM19 63H16V64H19ZM22 63H23V61H22ZM21 63V64H22ZM148 63V62H147ZM185 63V62H184ZM188 63V62H187ZM221 63V62H220ZM101 65V64H100ZM159 65V64H158ZM162 65V64H161ZM221 64H219V66H220ZM258 65H260V64H258ZM19 66V65H18ZM27 66V65H26ZM153 67L155 66V65H152ZM261 66V65H260ZM20 67V66H19ZM47 67H49V66H47ZM52 67V66H51ZM262 67V66H261ZM22 68H25L24 66L22 67ZM158 68V67H157ZM226 68H225V70H226ZM49 69V68H48ZM109 68H108V70H110ZM119 69V70H118ZM164 70H163V73H162V75H160V80H162L165 84H166V86H171L173 83H172V81H173V73H174V71H175V66L174 65H168V66H166V67H164L163 68ZM222 69H224V68H222ZM260 69V68H259ZM53 70H54V68H53ZM110 70V71H111ZM138 70V69H137ZM225 70H223V71H225ZM257 70H258V68H257ZM27 71H30V70H27ZM57 71V70H56ZM227 71V70H226ZM225 71V72H226ZM35 72V74L33 75H31L30 74V72H27L28 73V77L27 78H29V79H26V80H29V81H33L34 82V80H36V82L37 81H40V80H42V82L44 81V80H48V78H47V75H48V71H47V69L45 68V66L43 65V67H42V70L40 69H38V71H34ZM58 72V71H57ZM120 72H122V71H120ZM125 72V71H124ZM176 72V71H175ZM196 72V71H195ZM199 71H197V73H198ZM26 73V72H25ZM111 73H112V75H113V72L111 71ZM119 73V72H118ZM126 73V72H125ZM138 73H140V70H138ZM224 73V72H223ZM222 73V74H223ZM12 74V73H11ZM10 74V75H11ZM47 74V75H46ZM225 74V73H224ZM115 75V74H114ZM120 75V74H119ZM116 76H117V74H116ZM221 76H223V75H221ZM220 76V78H222ZM226 76V75H225ZM224 76V77H225ZM6 77V76H5ZM6 79V78H5ZM7 79H9V80H11L12 81V79L14 80V78H12L11 76L9 77L8 76V78ZM196 79V80H195ZM194 80H195V82L197 83L196 85L197 86H195V84H194V87H195V90H196V87H198V85H201V79L199 78L198 79V77H196ZM218 79V78H217ZM226 79V78H225ZM228 79V78H227ZM221 80V79H220ZM223 80V79H222ZM6 81V80H5ZM17 81V87H16V85H15V89L14 90H16V91H18V92H21V91H38V90H41V89H39V87L38 86H35V85H33V86H31V85H29V84H27V81L26 82H24V81H21V80H19V79H17L16 80ZM116 81V80H115ZM217 81V80H216ZM232 81H233V79H232ZM6 82H8V81H6ZM41 82V83H42ZM220 82H222V81H220ZM44 83V82H43ZM111 83V82H110ZM239 83V82H238ZM62 84V83H61ZM192 84V83H191ZM215 84H217V83H215ZM220 83H219V81H218V85H219ZM222 84H224L225 85V83H223L222 82ZM241 84H243V83H241ZM213 85V84H212ZM236 85V84H235ZM235 85H233V86H235ZM245 85H247L246 83L244 84V86ZM105 86L106 87H109V86H107L106 84H105ZM243 86V85H242ZM12 87H14L13 85H12ZM103 87H104V85H103ZM102 87V88H103ZM200 87V86H199ZM217 87V86H216ZM215 87V88H216ZM219 87V86H218ZM239 87V86H238ZM6 88V87H5ZM110 88H112V87H110ZM110 88H106V89H108L109 90V92L113 95H115V97L117 96V94L119 93V91H117V89L116 88H112V89H110ZM142 88H143V86H142ZM214 87H212L211 88V90H210V88L205 92V91H203V93H209V92H212V90L213 89H215ZM222 88V87H221ZM224 88V87H223ZM237 88V87H236ZM240 88V87H239ZM263 88H264V86H263ZM262 88V89H263ZM99 89V88H98ZM205 89V88H204ZM217 89H219V88H217ZM44 90V89H43ZM199 90H201L200 88H199ZM202 90H203V87H202ZM202 90H201V92H202ZM223 90H225V89H223ZM15 91V92H16ZM99 91V90H98ZM197 91V90H196ZM219 91V90H218ZM221 91V90H220ZM31 92V93H32ZM49 92V91H48ZM108 91H107V93L110 95V93H109ZM121 92V91H120ZM216 93H217V91H215ZM222 92V91H221ZM225 92V91H224ZM202 93V94H203ZM17 94V93H16ZM98 95H99V93H97ZM204 94V95H205ZM210 94V93H209ZM21 95V94H20ZM28 95V94H27ZM199 95V94H198ZM218 95V94H217ZM220 95V94H219ZM218 95V96H219ZM45 98V100L50 104L51 103V105L53 104H56V103H59L60 101H61V99H60V101H59V98L60 97H58V95H56V94H51L50 92H49V94H47V95H43ZM96 97H95V100H96V98H97V95H95ZM126 96V95H125ZM208 96V95H207ZM224 96V95H223ZM99 97H101V96H99ZM118 97H121V93H119L118 94ZM173 97V96H172ZM193 97H195V96H193ZM203 97V96H202ZM213 97V95L211 94V97H209V98H212ZM217 97V96H216ZM216 97H215V99H216ZM222 97V96H221ZM40 98V97H39ZM117 98V97H116ZM122 98V101H123V96L121 97ZM120 98V99H121ZM125 98V97H124ZM138 98H139V95H138ZM113 99H114V96H113ZM140 99V98H139ZM225 99V98H224ZM236 99H237V97H236ZM34 100H39V99H34ZM63 100V99H62ZM66 100V99H65ZM118 100V99H117ZM145 102H149V100L150 99H148V98H145ZM184 100V99H183ZM212 100V99H211ZM211 100H210V102H211ZM242 100V99H241ZM114 101H116V99L114 100ZM127 101V100H126ZM140 101V100H139ZM182 101V100H181ZM216 101H219V100H216ZM232 101V100H231ZM237 101H238V99H237ZM237 101H235L234 100V103H232V105L231 106H229L227 103H229V102H227L226 104L229 106L228 108H225L222 112L220 111V112H216L215 110V112L213 113V114H211V115H205L204 116V114L200 111V110H198V109H196V103L195 102H191V100H185V104H187L188 106H186V107H189L188 109H192V111H196V112H198L201 116H202V121L204 122V128L205 129H207L208 130V133L211 135V138L213 139V137L212 136H214L216 133H217V130L216 129H214V126H215V123H218V122H221V123H223V124H225V126L223 125L222 127H221V129H220V132L222 133V135H224V136H226L227 134H232V136H234V137H236L237 139V141H238V145H230V143L228 142V143H226L225 142V145H226V149L228 150V152L230 153H233L234 154V156L236 157V163L234 164V165H231V164H228L226 161H225V159H223V157L222 156H220V155H212V152H211V149H210V143L207 141V139L205 138V135L203 136V134L202 133H204V132H200V133H196V135L195 136H193L192 138L191 137H189L188 138V136H187V133H182V135H178V132L175 130V128H169V127H171V126H164V125H162V124H158V126L157 127H155L154 128V126H147V125H145L143 122V114H144V109L145 110H147V105H143V103H142V107H143V112L141 113V114H139V116L137 117V118H132V115L133 114H131L129 111L128 112H125V113H122V117H123V121L125 120V121H127L128 123H130V124H128L127 123V125H125L127 128H129V127H132V129L131 128H129L130 129V131H128V129L126 130V133H127V131L128 132H131V130L132 131H134L136 134H141L142 135V138L141 137H138V138H141L142 139V147L141 148H139V150H137L138 152L140 151V154H138V158L136 159V161H130L129 160V158H128V160H127V162L128 163H130L131 162V164H130V166H129V170L130 171H128L129 173H131V174H135V173H137V171L138 172H141L142 174H138L140 177H138V175L136 176V174L135 175H133L134 177H128V178H126V177H121V183L120 184H118L119 185V187L120 188H124L125 189V187H127V189H126V192L125 193H127V194H129L131 197L133 196V197H135V194H136V191L139 189H142L143 190V193L141 194V195H136L137 197H135L136 198V200H134V203H129L126 199H121V202H122V205L123 206H121V203H120V206H121V208L120 209H122V207H124V209H126L127 211H132L133 212V210L136 212V214L135 213H132L131 212V214H135V217L137 216V218H139L140 220H139V222H140V224H138L139 222H138V220H137V222L135 221H133L134 223H137V224H134L133 222V224H131V226H130V224H129V227L131 228L130 230L128 229L129 227H127V231H131V233H132V236L127 240V241H121L119 238H117L115 235V228H117L118 229V227L121 229V225H122V223L124 224V220L123 219H121L120 220V218L119 217H116V215L114 216H112V215H108L107 217H105V216H101L100 218H99V221L96 223V225L98 226V229H99V227L101 228V227H103L104 225H106V230L108 231V235L106 234V235H98L97 237L95 236V234H96V232L95 233H92V234H94V235H92V234H89V237H91V236H93L94 238L96 237V238H99V242L103 245V246H99V245H96V244H92V243H87L86 244V242H83L84 240L82 239V236H83V234H85V232L84 233H82L81 231L82 230H80V232L78 231L79 230V227L80 226H78V229L76 228V227H72L71 228V226H70V224H69V222L67 223L68 225L67 226H65V227H63L62 226V228L60 229H56V228H54L53 226H50L49 225V221H51V218L53 219H60L61 220V218H63V215H59V216H56V215H54L53 217H52V215L53 214H50L49 212L53 209V207H56V206H58V204H56V201L58 200H60L61 202H62V200H63V202H64V200L65 199H63V198H65V196H63V194H64V192L62 191V192H59V189L61 188V189H63V186L62 187H57L58 188V192H59V196L57 195H52V191L53 190H55V188L56 187H54V189H52V191L50 190V188L48 189V190H44V191H39L38 189H39V186H42L43 184H37V183H35L36 182V179H35V181H34V183H33V185H28L27 183H28V181H27V183H24V182H22L21 180H19L20 181V183H19V185H17L16 184V186H17V190H18V186H20L21 188H23V189H28V191L26 192V194H23V193H20L19 191H20V188H19V191H15V189H14V187H16L15 186V183L16 182H13V181H11V182H13L14 184H12V183H10V182H8V181H5V179L3 180L1 177H2V175L0 174V208H3L4 209V212H1L0 213V264H98V263H102V264H104L103 262L104 261H106L107 260V263L108 264H125V263H123V262H121V263H117V262H114V261H112L111 259V257L113 256H122V257H124V256H126L127 255V253H128V251L129 250H131V252H133V253H141L142 251H145L146 252V250H147V248L150 246L149 244H148V242H146V240H145V234L146 235H148V236H155V235H158V236H162L163 235V232H161L165 227H166V225H167V223H171L172 221H174L175 219L177 220V222H181L182 224H184V225H186V224H188V223H191L192 224V232H194L193 234H195L196 232H197V230L198 229H195L194 227H195V225H196V223L198 224V225H200V230L201 229H206V224H205V227H203L204 226V223H201L202 222V220H201V222H200V219H199V217H203L204 216V211H202V210H205L204 208H202V206H200V205H208V206H210V205H212V204H215L216 205V207H213L212 208V210L214 209L215 211H220V210H222V206L220 205V204H222L223 202H226V201H230L231 200V203L229 204L230 206L229 207H224V210H226V209H228L229 208V210L231 211L232 209H233V211L236 209V211L237 210H239V211H243V213H244V215H246V214H249L250 213V215H251V213H253V218H251V220H250V222L252 223H250V224H243V223H240L243 227L245 226L246 228H247V230H243V229H236L237 227H239V226H241L240 224H239V226H234L235 228H232V227H230V229H228L227 231L228 232H230V235H225V234H229V233H223L226 237L227 236H231V233H232V235H233V237L232 238H230V239H232V242H235V243H237L236 241H238V240H243L244 239V242L246 241L247 242V240H245V237H246V239H248L249 237L248 236H250L251 234H250V232L248 231V227H252V226H254V227H257L256 228V231L255 232H257L258 234L259 233H262V229H264V196H263V194H261L259 197H255V196H253L252 197V194H253V188H252V185H251V181L249 180V177L247 178L245 175H244V178H246V182L244 183V185L243 186H237V184L238 185H240L239 184V182H238V180H231V179H229L227 176H225V174H224V172H223V169H222V167L223 166H228V167H231V168H235V166H237L238 167V170H242L243 172H245V173H248L247 174V176L249 175V173H250V169H253V167H251V166H249V164L247 163V158H248V156L249 155H254L255 153H257V152H264V124H259L258 126H257V128H258V131H259V134H256L254 137H251L250 136V139H246V140H244L243 139V137L244 136H246V134H247V132H248V130L250 131V128H248L247 127V125H245L244 123L245 122H243L244 121V119L246 120V122L247 121H249L250 119V117L252 116V115H255L257 118H260V117H262V116H264V111L260 108V107H257L256 106V108L255 107H250V106H252V105H250L248 108H245L244 106H242V105H240V104H237V103H239V102H237ZM35 102V101H34ZM42 102V101H41ZM40 102V103H41ZM64 102V101H63ZM81 102V101H80ZM203 102H206L205 100L203 101ZM209 102V103H210ZM220 102H221V100H220ZM237 102V103H236ZM38 103H39V101H38ZM71 103H74V101L73 102H71ZM106 104H105V106H110V109H112V108H114L116 105L114 104V102L111 104V102H105ZM118 103H121V100L118 102ZM207 103V102H206ZM209 103H207V104H209ZM223 103V102H222ZM221 103V104H222ZM246 103V102H245ZM259 103V102H258ZM257 103V104H258ZM42 104V103H41ZM44 104V103H43ZM46 104V103H45ZM49 104H48V106H49ZM60 104V103H59ZM62 104V103H61ZM64 104H66V103H64ZM76 104V103H75ZM74 104V105H75ZM77 104L79 105V103L77 102ZM98 104V103H97ZM123 104V103H122ZM121 104V105H122ZM183 104V103H182ZM205 104V103H204ZM214 104H215V102H214ZM213 104V100H212V104L211 105H214ZM219 104V103H218ZM226 104H225V106H226ZM230 104V103H229ZM71 105H73V104H71ZM220 105V104H219ZM223 105V104H222ZM245 105H247V103L245 104ZM248 105H249V103H248ZM263 105V104H262ZM42 106V105H41ZM183 106V105H182ZM182 106H181V108H182ZM207 106V105H206ZM208 106H210V105H208ZM253 106H254V104H253ZM259 106H260V104H259ZM0 107H2V106H0ZM43 107V106H42ZM125 107V106H124ZM223 106H221V108H222ZM247 107V106H246ZM48 108V107H47ZM77 108H78V106H77ZM213 108V107H212ZM263 108H264V106H263ZM1 109V108H0ZM43 109H45V108H43ZM75 109V108H74ZM182 109H184V106H183V108ZM208 109V108H207ZM215 109V108H214ZM51 110V109H50ZM88 110V109H87ZM218 110V109H217ZM66 111V110H65ZM64 111V112H65ZM92 110H90V112H91ZM123 111V110H122ZM125 111V110H124ZM191 111V110H190ZM63 112V111H62ZM67 112V111H66ZM94 112V111H93ZM138 113H140L139 111H137ZM94 114V113H93ZM118 114H119V112H118ZM55 115H56V113H55ZM116 115V114H115ZM137 115V114H136ZM234 115H240V116H243V121H240V120H242V119H240V120H236L235 118H237V117H234V119H232V122H231V124L230 125H226L227 124V122L230 120V118L231 117H233ZM58 116V115H57ZM60 116V115H59ZM134 116V115H133ZM239 116V117H240ZM115 117H117V116H115ZM121 117V118H122ZM135 117V116H134ZM59 118V117H58ZM116 118H114V119H112V120H115ZM119 119V118H118ZM117 119V120H118ZM5 120V119H4ZM70 120V119H69ZM122 120V119H121ZM234 120V121H233ZM26 121L27 122H30L31 120L30 119H26ZM68 121V120H67ZM75 121V120H74ZM231 121V120H230ZM260 121H261V119H260ZM32 122V121H31ZM157 122V121H156ZM155 122V123H156ZM5 123H6V120H5ZM9 123V122H8ZM24 123V122H23ZM22 122H21V124H23ZM49 123H50V121H49ZM55 123V122H54ZM72 123V122H71ZM15 124V123H14ZM14 124H12L13 126H12V130H14ZM17 124V123H16ZM53 124V123H52ZM220 124V123H219ZM34 125H36L35 123H34ZM63 125V124H62ZM29 126H30V124H29ZM32 126V125H31ZM39 126V125H38ZM21 127V126H20ZM51 127H53V126H51ZM126 127H123L122 126V128L124 129H126ZM254 127H256V126H254ZM253 127V128H254ZM27 128V127H26ZM25 128V129H26ZM32 128V127H31ZM54 128V129H53ZM52 129L53 130H56L55 129V127H53ZM39 129V128H38ZM44 129V128H43ZM51 129V128H50ZM49 129V130H50ZM58 129V128H57ZM63 130H64V128H62ZM124 129V130H125ZM252 129V128H251ZM3 130V129H2ZM2 130H1V132H2ZM15 130H16V128H15ZM27 130V129H26ZM31 130V129H30ZM48 130V129H47ZM60 130V129H59ZM68 130V129H67ZM11 131V130H10ZM8 132V134L10 133V135H11V132ZM20 131V130H19ZM19 131H17V132H19ZM33 131V130H32ZM43 131H46V130H43ZM42 131V132H43ZM58 130H56V132H57ZM120 131H121V129H120ZM150 131V132H149ZM169 131H171L172 132V135H168L169 134ZM30 132V131H29ZM48 132V131H47ZM46 132V133H47ZM50 132V131H49ZM123 132V131H122ZM125 132V131H124ZM149 132V133H148ZM3 133V132H2ZM15 134H17L16 132H14ZM35 133V132H34ZM43 133H45V132H43ZM50 133H52V132H50ZM55 133V132H54ZM68 133V132H67ZM66 133V134H67ZM70 133V132H69ZM73 133H76V132H73ZM73 133H71V134H69V135H72L73 136ZM206 133H207V131H206ZM250 133V132H249ZM7 134V133H6ZM14 134V135H15ZM22 134H24L23 132H22ZM31 134V133H30ZM58 134H59V132H58ZM79 134V133H78ZM122 134H124V133H122ZM128 134V133H127ZM130 134V133H129ZM134 133H132V135H133ZM153 134H156L158 137H156V136H154ZM173 134H176L177 136H178V138H174L173 137ZM208 134V135H209ZM5 135V134H4ZM20 135H21V132H20ZM27 135V134H26ZM38 135H39V133H38ZM45 135V134H44ZM47 135V134H46ZM49 135H51V134H49ZM61 135H62V132H61ZM75 135V134H74ZM90 135V134H89ZM121 135V134H120ZM219 135H220V133L218 134V137H219ZM17 136V135H16ZM22 136H24V135H22ZM28 136H30L31 137V135H28ZM32 136H34L35 138H36V136L35 135H33L32 134ZM54 136H55V134H54ZM57 136V135H56ZM63 136H64V134H63ZM67 136V135H66ZM78 135H76V137H77ZM80 136V135H79ZM79 136H78V139H79ZM231 135H230V137H232ZM2 137V136H1ZM5 137H6V135H5ZM27 136H24V138H26ZM42 137V136H41ZM50 136H48L47 138H49ZM59 137V136H58ZM75 137V136H74ZM75 137V138H76ZM128 137V136H127ZM126 137V138H127ZM129 137H131V136H129ZM133 137V136H132ZM131 137V138H132ZM147 137V138H146ZM222 137V136H221ZM233 137V138H234ZM7 138V137H6ZM14 138V137H13ZM16 138V137H15ZM19 138V137H18ZM17 138V139H18ZM24 138H22L21 140L23 141L24 140ZM46 138V139H47ZM55 138H57V137H54L53 139L55 140ZM67 138V137H66ZM71 138V137H70ZM98 138V137H97ZM119 139H120V137H118ZM126 138H125V140H126ZM135 138H137V136H135ZM169 138V139H168ZM170 138H172L171 140H170ZM253 138H257V140H258V142L257 143H255V144H252L251 143V139H253ZM0 139H2V138H0ZM37 139V138H36ZM41 139V138H40ZM43 139V138H42ZM50 139V138H49ZM52 139V138H51ZM58 139V138H57ZM56 139V140H57ZM69 139V138H68ZM68 139H66V140H68ZM85 139V138H84ZM117 139V138H116ZM123 139V138H122ZM129 139V138H128ZM210 139V138H209ZM231 139V138H230ZM13 140V139H12ZM11 140V141H12ZM27 140V139H26ZM35 140V139H34ZM44 140V139H43ZM65 140V141H66ZM80 140V139H79ZM88 140V139H87ZM109 140V139H108ZM133 140H135V139H133ZM217 140L218 139H216V141L215 142H217ZM1 141H4L3 139L1 140ZM0 141V142H1ZM6 141V140H5ZM5 141H4V143H5ZM10 141V140H9ZM8 141V142H9ZM16 141V140H15ZM25 141V140H24ZM29 141V140H28ZM28 141H27V143H28ZM50 141V143H53L54 141H52L51 142V140H49ZM63 141V140H62ZM76 142H77V140H75ZM84 141V140H83ZM100 141V140H99ZM106 141V140H105ZM170 141H172V143H178L179 144V142L180 141H185L186 142V146L185 147H188L189 149H190V153H192V154H194L195 155V157H196V161L197 162H194V161H189V162H186V165H188V166H191V167H195V168H199L200 170H205V172H207V174H205V176L202 178V179H199V180H197V183L194 185H192L191 183L192 182H194L193 180H194V177H196V176H192V177H186V178H181V179H176V178H173V177H170L171 179H170V182L168 183V181H167V183H164V185H163V187H162V185H161V187H159L158 186V189L155 187V185H156V181H157V178L154 180V179H149V178H151L150 177V174L148 173V170H151V169H154L155 167L153 166V165H151L150 166V164H148L149 166H147V167H142V164L143 163H148V162H150V161H152L153 159H154V161L156 162V166L158 167L157 169L158 170H155L156 171V173L159 175V177H158V179H164V175L162 174L163 172L162 171H164V164L166 163V162H169L170 164L172 163L173 164V162L174 163H176L177 162V165H178V167H183L184 166V164L185 163H183L184 162V158L183 159H180V157H182V156H185V154H186V150H184V149H182L181 148V146L180 147H177V149L174 147V148H172L171 146V142ZM21 142V141H20ZM56 142V141H55ZM58 142H60V141H58ZM81 142V141H80ZM85 142V141H84ZM89 142V141H88ZM98 142V141H97ZM108 142V141H107ZM184 142V143H185ZM253 142V141H252ZM3 143V142H2ZM10 143V142H9ZM19 143V142H18ZM17 143V144H18ZM25 143V142H24ZM65 143V142H64ZM66 143H68V142H66ZM73 143V142H72ZM83 143V142H82ZM100 143V142H99ZM102 143H104V140H103V142ZM171 143V144H170ZM7 144V143H6ZM16 144V143H15ZM35 144H38V143H35ZM40 144V143H39ZM42 144H43V142H42ZM57 144V143H56ZM59 144V143H58ZM62 144V143H61ZM71 144V143H70ZM78 144V143H77ZM87 144V143H86ZM95 144H96V142H95ZM121 144V143H120ZM182 144V143H181ZM8 145H10V144H8ZM23 145V143L21 142V145H20V143L18 144V146H22ZM31 145V144H30ZM53 145V144H52ZM68 145V144H67ZM75 145V144H74ZM73 145V146H74ZM111 145V144H110ZM109 145V146H110ZM116 145V144H115ZM119 145V144H118ZM123 145V144H122ZM121 145V146H122ZM183 145V144H182ZM224 145V146H225ZM5 146V145H4ZM7 146V145H6ZM13 146H14V144H13ZM24 146V145H23ZM26 146V145H25ZM54 146H56V145H54ZM71 146V145H70ZM72 146V147H73ZM99 146H101V145H99ZM103 146V145H102ZM114 146V145H113ZM17 147V146H16ZM28 147V146H27ZM26 147V148H27ZM33 147V146H32ZM36 147V146H35ZM34 147V148H35ZM50 147H52V146H50ZM92 147H95L94 145L92 146ZM105 147V146H104ZM115 147V146H114ZM7 148V147H6ZM5 148V149H6ZM29 148H31V147H29ZM56 148V147H55ZM57 148L58 149H60L61 147H59V145L57 146ZM96 148V147H95ZM95 148H92L93 150L95 149ZM102 148V147H101ZM111 148H113V147H111ZM116 149L118 148V147H115ZM123 148V147H122ZM8 149H9V147H8ZM20 149V148H19ZM24 149V148H23ZM28 149V148H27ZM26 149V150H27ZM53 149H54V147H53ZM63 149V148H62ZM71 149V148H70ZM104 149V148H103ZM119 149V148H118ZM14 150V149H13ZM91 150V149H90ZM98 151L97 152H99V148L97 149ZM106 150V149H105ZM104 150V151H105ZM119 150H121V149H119ZM118 150V151H119ZM125 150V149H124ZM226 150V151H227ZM30 151V150H29ZM34 151V150H33ZM92 151V150H91ZM95 151L96 150H94V152H92V153H95ZM101 151V150H100ZM111 151V150H110ZM71 152H72V150H71ZM90 152V151H89ZM103 152V151H102ZM107 152V151H106ZM109 152V151H108ZM125 152V151H124ZM128 152V151H127ZM138 152H135V153H138ZM7 153V152H6ZM23 153H24V151H23ZM22 153V154H23ZM69 153V152H68ZM73 153V152H72ZM91 153V152H90ZM104 153V152H103ZM114 153H115V151H114ZM114 153L113 154H111V155H113V156H110V154H108L109 155V159H110V161L114 164H116V162L118 161L119 162V160L121 159V157H120V159H118V157H119V155H120V153H122V152H119V153H117V154H115L114 155ZM129 153V152H128ZM230 153V154H231ZM74 154V153H73ZM98 154V153H97ZM101 154V153H100ZM100 154H99V156L98 155H95L96 157L98 156L99 157V159H103V158H101L100 157ZM107 154V153H106ZM125 154V153H124ZM127 154V153H126ZM70 155H71V153H70ZM81 155V154H80ZM128 155V154H127ZM91 156V155H90ZM122 156V155H121ZM124 156V155H123ZM122 156V157H123ZM136 156V155H135ZM98 157H97V159H98ZM125 158H126V155L124 156ZM127 157H129V156H127ZM105 158H107L108 159V157H107V155H105ZM210 158V159H209ZM251 158V157H250ZM94 159V158H93ZM259 159H261V158H259ZM106 160V159H105ZM104 160V161H105ZM123 160V159H122ZM180 160H183V161H180ZM86 161H89V157H88V159L86 160ZM94 161V160H93ZM103 161V160H102ZM109 161V162H110ZM61 162V161H60ZM95 162V161H94ZM98 162H100V161H98ZM106 162V161H105ZM110 162V163H111ZM243 162V163H242ZM249 162V161H248ZM251 162V161H250ZM83 162H79V164H82ZM92 163V162H91ZM112 163H111V168H112ZM124 163H125V161H124ZM123 163V164H124ZM151 163V162H150ZM198 163H200V164H198ZM227 163V164H226ZM69 164H70V162H69ZM86 164V163H85ZM88 164H89V162H88ZM96 164H98V163H96ZM104 164V163H103ZM118 164V163H117ZM120 164V163H119ZM118 164V165H119ZM152 164V163H151ZM75 165V164H74ZM83 165V164H82ZM87 165V164H86ZM99 165V164H98ZM125 165V164H124ZM146 165V164H145ZM144 165V166H145ZM155 165V164H154ZM252 165V164H251ZM60 166V165H59ZM70 166V165H69ZM72 166V165H71ZM79 166L80 165H78V168H79ZM85 166V165H84ZM97 166V165H96ZM99 166H101V164L99 165ZM108 166H110V165H108ZM107 166V167H108ZM116 166V165H115ZM126 166V165H125ZM128 166V165H127ZM126 166V167H127ZM132 166V167H131ZM140 166V167H139ZM170 166V165H169ZM172 166H174V165H172ZM42 167H46V166H42ZM68 167V166H67ZM66 167V168H67ZM76 167V166H75ZM74 167V168H75ZM89 167H90V164H89ZM95 167V166H94ZM94 167H91L92 169H90V171H91V173L93 172V171H95L96 169L94 168ZM102 167H104V166H102ZM114 167V166H113ZM124 167V166H123ZM131 167V168H130ZM236 167V168H237ZM56 168H57V166H56ZM55 168V169H56ZM60 168V167H59ZM82 168V167H81ZM84 168H86V167H84ZM117 168V167H116ZM119 168V167H118ZM121 168V167H120ZM120 168H119V170H120ZM255 168V167H254ZM261 168V167H260ZM264 168V167H263ZM262 168V169H263ZM44 169V168H43ZM53 169V168H52ZM61 169H62V166H61ZM60 169V170H61ZM69 169V168H68ZM93 169H95V170H93ZM101 169H103V168H101ZM105 169V168H104ZM113 169V168H112ZM124 169V168H123ZM56 170H58V169H56ZM59 170V172H61ZM63 170V169H62ZM73 170V169H72ZM76 170V169H75ZM89 169L87 168V170H86V172L88 171ZM106 170H107V168H106ZM109 170H110V168H109ZM160 170V171H159ZM43 171V170H42ZM42 171H40V173L42 172ZM66 171V170H65ZM85 171V170H84ZM108 171V170H107ZM114 171H115V167H114ZM118 171V170H117ZM154 171V172H155ZM50 172V171H49ZM63 172H64V170H63ZM97 172H99V171H97ZM101 172V171H100ZM106 172V171H105ZM119 172V171H118ZM127 172V173H128ZM160 172H162V173H160ZM3 173V172H2ZM37 173V172H36ZM64 173H66V172H64ZM72 173H73V171H72ZM75 173H77V171H75ZM114 173V172H113ZM45 174V173H44ZM80 175H81V173H79ZM94 174V173H93ZM98 174V173H97ZM100 174V173H99ZM102 174V173H101ZM116 174V172L114 173V175ZM120 173H118V175H119ZM4 175V174H3ZM39 175V174H38ZM59 175H61V174H59ZM68 175V174H67ZM70 176H71V174H69ZM103 175V174H102ZM118 175H116V176H118ZM128 175V174H127ZM130 175V174H129ZM171 175V174H170ZM44 176V175H43ZM47 176V175H46ZM73 176V175H72ZM71 176V177H72ZM83 176H84V174H83ZM87 176H88V174H87ZM87 176H85V177H87ZM90 176H91V174H90ZM100 176V175H99ZM98 176V177H99ZM108 175H106V177H107ZM131 176V175H130ZM5 177V176H4ZM52 177V176H51ZM54 177V179H55V176H53ZM60 177V176H59ZM115 177V176H114ZM251 177V176H250ZM38 178V177H37ZM69 178V177H68ZM78 178V177H77ZM79 178H81V176H79ZM90 177H88V179H89ZM101 178V177H100ZM109 178V177H108ZM117 178V177H116ZM119 178V177H118ZM117 178V179H118ZM178 178V177H177ZM241 178V177H240ZM243 178V179H244ZM24 179V178H23ZM22 179V180H23ZM57 179V178H56ZM67 179V178H66ZM92 179H93V175H92ZM95 179V178H94ZM103 179H105L106 180V178H105V176H104V178ZM103 179H101V180H103ZM242 179V178H241ZM25 180V179H24ZM23 180V181H24ZM46 180V179H45ZM44 180V181H45ZM75 180V179H74ZM83 180V179H82ZM112 180H114V178L112 179ZM155 181V182H153V181ZM160 180H158V181H160ZM26 181V180H25ZM56 181V180H55ZM86 181H88L87 179H86ZM90 181H91V178H90ZM96 181V180H95ZM94 181V182H95ZM98 181V180H97ZM96 181V182H97ZM110 181H111V179H110ZM119 181V180H118ZM146 181H147V183H146ZM157 181V182H158ZM241 181V180H240ZM18 182V181H17ZM30 183H31V181H29ZM57 182L59 183L60 181H59V179L57 180ZM56 182V183H57ZM62 182V181H61ZM77 182V181H76ZM75 182V183H76ZM80 182H82V181H80ZM93 182V183H94ZM161 182H163V181H161ZM183 183V182H187L188 184H189V188L188 189H185V190H178V189H176L175 188V184H178V183ZM41 183V182H40ZM70 183V182H69ZM73 183L72 184V182H71V185H69L68 186V190H65V192H67V193H71V188H73V190H75V192L74 193H77V191L79 192V193H86V192H88V191H86V192H83V188L84 187H87L88 185L86 184L87 182H83L82 184V186H80V184H78V183ZM92 183V184H93ZM103 183V182H102ZM104 183H106V182H104ZM160 183V182H159ZM195 183V182H194ZM263 183H264V181H263ZM45 184V186H46V184H48V183H44ZM54 184V183H53ZM95 184V183H94ZM100 184V183H99ZM107 184H108V182H107ZM231 184H233L232 186H231ZM57 185V184H56ZM62 185H64V184H62ZM90 185V184H89ZM105 185V184H104ZM157 185H158V183H157ZM228 185V186H227ZM45 186L43 187V188H45ZM48 186H50V185H48ZM65 186V185H64ZM106 186V185H105ZM231 186V189L229 188ZM38 187V188H37ZM91 187V186H90ZM95 187V186H94ZM118 187V189H120ZM143 187V188H142ZM255 187V186H254ZM113 188V187H112ZM116 188V187H115ZM87 189H90V188H87ZM101 189V188H100ZM118 189H115V191H113V190H111L112 192H109V194H110V196L111 195H114V196H116V194L118 193ZM161 189H163V190H166V194H163L160 190ZM203 189V190H202ZM42 190V189H41ZM71 190V191H70ZM98 190V189H97ZM110 190V189H109ZM155 190H157V191H155ZM162 190V191H163ZM232 190H234V192H236V193H239V194H241V196H240V198H238V196L236 195H234L233 196V194H232ZM122 191V190H121ZM125 191V190H124ZM123 191V192H124ZM141 191V190H140ZM139 191V192H140ZM153 192L156 196H155V198L156 197H158V201L159 202H161L162 203V205H160V207L158 208V212L160 211V210H166V212L168 211V214L164 217V218H162V220H161V223H159L158 224V215H153V214H151L150 213V211H151V209H149L148 207H147V205L146 204H148L146 201H151L150 199L148 200V196H147V193L148 192ZM94 192H95V190H94ZM101 192V191H100ZM103 192V191H102ZM147 192V193H146ZM231 192V193H230ZM41 193V194H40ZM57 193V192H56ZM89 193V192H88ZM91 193V192H90ZM96 193V192H95ZM97 193H98V191H97ZM94 193H92V195H93ZM100 194V193H99ZM101 194H103V193H101ZM126 194V195H127ZM138 194V193H137ZM162 194H163V196H162ZM231 194V195H230ZM71 195V194H70ZM82 196H84V195H82ZM96 197H97V194L95 195ZM100 196V195H99ZM154 196V195H153ZM225 196H227L228 198H226ZM263 196V198H260V197H262ZM70 197V196H69ZM100 197H102V196H100ZM70 198H72V197H70ZM112 199H114V197H111ZM117 198V197H116ZM124 198V197H123ZM73 199H75L74 197H73ZM79 198H77V200H78ZM84 199V198H83ZM119 199V198H118ZM134 199V198H133ZM93 200V199H92ZM201 200H203V201H201ZM66 201H67V199H66ZM83 201V200H82ZM81 201V202H82ZM106 201V200H105ZM248 201L250 202V206H252V207H249V208H246V207H244V205H245V203L247 204L248 203ZM72 202L73 203H75V201L74 200H72ZM80 202V203H81ZM86 202V201H85ZM118 202V201H117ZM10 203H13L14 204V206L12 207V206H10L9 207V204ZM68 203V202H67ZM66 203V204H67ZM97 203V202H96ZM151 203H152V201H151ZM197 203H199V204H197ZM55 204H56V206H55ZM63 204V203H62ZM79 204V203H78ZM82 204H85V203H82ZM98 204H99V202H98ZM97 204V205H98ZM100 204H102V203H100ZM103 204H104V202H103ZM63 205H65V204H63ZM63 205L62 206H60V208H62L63 207ZM88 205V204H87ZM86 205V206H87ZM107 205V204H106ZM191 205V206H190ZM78 206V205H77ZM85 205H84V207H86ZM194 206V207H193ZM199 206V207H198ZM59 207V206H58ZM69 207V206H68ZM87 207H89V206H87ZM118 207V206H117ZM152 207V206H151ZM156 207V206H155ZM154 207V208H155ZM193 207V209L191 210V208ZM57 208V207H56ZM59 208V209H60ZM119 208V207H118ZM161 208V209H160ZM58 209V208H57ZM74 209V208H73ZM89 209V208H88ZM87 209V210H88ZM119 209V210H120ZM61 210V209H60ZM63 212L64 211H66V208H64L63 207ZM67 210H69V209H67ZM103 210V209H102ZM112 210V209H111ZM157 210V209H156ZM189 210H191V211H189ZM198 210H200V212H199V214L200 215H197L196 213H195V211H198ZM56 211V210H55ZM70 211V210H69ZM81 211V210H80ZM79 211V212H80ZM89 211V210H88ZM125 211V210H124ZM180 211H184V212H186V213H188V216H187V218L186 219H182V218H177L178 216V213H180ZM53 212V210L51 211V213ZM73 212V211H72ZM93 212V211H92ZM98 212H100L99 210H98ZM102 212V211H101ZM112 212V211H111ZM114 212H116V211H114ZM114 212H112V214L114 213ZM225 212V211H224ZM54 213H56V212H54ZM58 213V212H57ZM75 213V212H74ZM73 213V214H74ZM89 213V212H88ZM93 213H95V212H93ZM118 213H119V211H118ZM117 213V214H118ZM124 213V212H123ZM227 211L225 212V215H224V220L225 219H228L229 218V213H233V212H229V213H227ZM193 214H195V215H193ZM237 214V213H236ZM58 215V214H57ZM65 216H64V220H67V221H70L69 220V218H72L71 216H70V213H68L67 211H66V213L64 214ZM98 215V214H97ZM123 215V214H122ZM130 215V213L128 214V216ZM194 216V218L192 219V217L191 216ZM100 216V215H99ZM124 216V215H123ZM127 216V217H128ZM131 216V215H130ZM129 216V217H130ZM179 216H182L183 217V215H180L179 214ZM196 216H197V218H196ZM252 216V215H251ZM82 217H83V215H82ZM89 217V216H88ZM122 217V216H121ZM126 217V216H125ZM128 217V218H129ZM134 217V216H133ZM232 217H233V215H232ZM93 218V217H92ZM131 218V217H130ZM78 219H79V217H78ZM125 219V218H124ZM221 219H222V222H223V214H222V216H221ZM129 220V219H128ZM133 220H134V218H133ZM248 221H249V219H247ZM58 221V220H57ZM74 221V220H73ZM94 221H96V220H94ZM93 221V222H94ZM206 221H207V219H206ZM52 222V221H51ZM61 222V221H60ZM63 222V221H62ZM126 222H125V224H126ZM129 222H131V221H129ZM84 223H85V221H84ZM90 223V222H89ZM220 223V222H219ZM246 223H248V222H246ZM23 224H27V225H23ZM95 224V223H94ZM236 224V223H235ZM53 225V224H52ZM72 225V224H71ZM75 225V224H74ZM73 225V226H74ZM91 224H89V226H90ZM92 225H93V223H92ZM24 226H28L27 227V229L25 230L24 229ZM126 226V225H125ZM128 226V225H127ZM227 226V225H226ZM226 226H225V228H226ZM228 226H230V225H228ZM227 226V227H228ZM241 226V227H242ZM57 228L59 227V225L58 226H56ZM86 228H88V230H90L91 228H89L88 226H85ZM91 227V226H90ZM95 227V226H94ZM107 227H108V229H107ZM124 227V226H123ZM216 227V225H214V226H211L210 227V232H213L212 230L214 229ZM240 227V228H241ZM254 227H252V231H253V229H254ZM93 228V227H92ZM96 228V227H95ZM224 227H223V230L225 229ZM82 229H84L85 230V228H82ZM117 229H116V231H117ZM124 229H125V227H124ZM61 230V231H60ZM94 230V229H93ZM105 229L103 228V230L101 231L102 232V234L104 233L103 231H104ZM126 230V229H125ZM173 230H175V229H173ZM222 230V231H223ZM226 230V229H225ZM224 230V231H225ZM92 230H90L89 232H91ZM95 231H96V229H95ZM99 231V230H98ZM118 231H119V229H118ZM117 231V232H118ZM121 231V230H120ZM126 231V232H127ZM71 232V233H70ZM122 232V231H121ZM254 231H253V233H255ZM86 233H87V231H86ZM98 233V232H97ZM107 233V232H106ZM206 233H208L209 234V232H207V229H206ZM12 234V235H11ZM128 234H130V233H128ZM205 234V233H204ZM263 234V233H262ZM73 235H76L75 237H73ZM119 235H120V233H119ZM124 235V234H123ZM171 235L172 236H174V235H183L182 233H181V230H176L175 231V233L173 232V233H171ZM214 235V234H213ZM254 235V234H253ZM257 235V234H256ZM81 236V237H80ZM121 236V235H120ZM119 236V237H120ZM202 233H200V234H197V236L196 237H200V238H202ZM215 236V235H214ZM255 236V235H254ZM253 236V237H254ZM259 236V235H258ZM258 236H255L256 237V239H259V237ZM248 237V238H247ZM264 237V236H263ZM8 238H10V243H7L8 241ZM86 238H87V235H86ZM95 238V239H96ZM215 238H218V237H215ZM250 238H252V237H250ZM249 238V239H250ZM226 239V238H225ZM229 239V238H228ZM255 239V238H254ZM253 239V241L254 242H256V241H258V240H254ZM262 239V238H261ZM260 239V240H261ZM91 240V239H90ZM218 240V239H217ZM263 240V239H262ZM262 240H261V242H262ZM86 241H87V239H86ZM194 241V240H193ZM199 241V240H198ZM215 241H216V239H214V237H212V239L211 240H209L204 246H202V247H204V248H202V250H200V251H195L194 253L196 254H200L201 253V256H203V257H206V259L208 258L209 260H208V262H203V263H201V264H232V263H238L237 261L235 262V260H236V258H240V257H244V255H242V252H244L245 250L247 251L248 249H245V247L242 249V252H241V254H240V251L238 252V254H236V256H235V254H234V256H233V258L234 259H227V261L225 260V258H224V256H221L220 255V252H217L216 251V249H215V247H214V243H215ZM251 241V240H250ZM253 241L252 242H250V243H253ZM92 242V241H91ZM219 242H221V241H219ZM230 242V241H229ZM243 241H241V243H242ZM243 242V243H244ZM223 242H221L220 244H222ZM231 243V242H230ZM241 243H238V244H240V247H241ZM248 243H249V241H248ZM259 243V242H258ZM229 244V243H228ZM246 244V243H245ZM256 244V243H255ZM259 244H261V243H259ZM81 245H83L82 247H83V250H80L79 248L81 247ZM217 245H219L218 243H217ZM226 245V244H225ZM225 245H224V247H225ZM233 245V244H232ZM235 245V244H234ZM246 245H248V244H246ZM262 245V244H261ZM264 245V244H263ZM231 246V245H230ZM245 246V245H244ZM253 246H255V245H253ZM256 246H257V244H256ZM4 247L7 249V251H4L3 249H4ZM157 247H159L158 246V244H155L154 245V247H149V248H151V249H153V248H157ZM162 247H163V245H162ZM165 247V246H164ZM221 247H223V245H221ZM221 247H218L217 249L219 250V248H220V250H222L221 249ZM232 247V246H231ZM235 247V246H234ZM238 247V246H237ZM239 247V248H240ZM249 247H252L251 245H249ZM259 247H261V246H259ZM258 247V249H262L263 250V248H259ZM264 247V246H263ZM230 248V247H229ZM254 249H255V247H253ZM233 249H235V248H233ZM245 249V250H244ZM253 249V250H254ZM161 250V249H160ZM251 250H252V248H251ZM255 250H257V249H255ZM258 251V250H257ZM256 251V252H257ZM192 252V251H191ZM231 252H234V250L233 251H231ZM222 253V252H221ZM227 253H228V250H227ZM235 253V252H234ZM245 253V252H244ZM253 253V252H252ZM196 254V255H197ZM240 254V255H239ZM256 254V256H258L257 255V253H255ZM261 254V253H260ZM262 254H264V252L262 251ZM262 254H261V256H262ZM186 255V254H185ZM194 255V254H193ZM223 255H225V250H224V254ZM246 255V254H245ZM248 255V254H247ZM246 255V256H247ZM111 256V257H110ZM119 256V257H120ZM252 256V255H251ZM256 256H254V257H256ZM259 257H260V255H259ZM254 258L255 259V261H253L252 263H254V264H262V262H261V257L260 258ZM125 258V257H124ZM187 258V257H186ZM191 258V257H190ZM249 258V257H248ZM122 259V258H121ZM250 259H252V258H250ZM263 259H264V257H263ZM184 260V259H183ZM187 260V259H186ZM242 260H244V259H242ZM247 260V259H246ZM244 261V262H246V264H249V260L248 261ZM253 260V259H252ZM92 261H93V263H92ZM179 261H180V259L178 260V263H174V264H179ZM240 261V260H239ZM251 261V260H250ZM97 262V263H96ZM183 262H185L184 264H194V263H192V262H186V261H183ZM241 263L240 262V264H245V263ZM256 262V263H255ZM106 263V262H105ZM251 263V264H252ZM264 263V262H263ZM130 264H134V263H131L130 262Z\"/></svg>",
    "mask_w": 264,
    "mask_h": 264
}]
</instances>
